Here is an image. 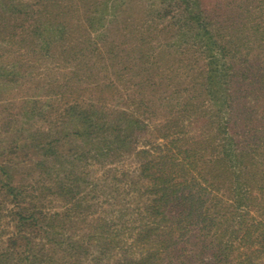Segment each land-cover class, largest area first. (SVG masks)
I'll return each instance as SVG.
<instances>
[{
  "label": "trees",
  "instance_id": "trees-1",
  "mask_svg": "<svg viewBox=\"0 0 264 264\" xmlns=\"http://www.w3.org/2000/svg\"><path fill=\"white\" fill-rule=\"evenodd\" d=\"M44 1L46 21L27 27L26 33L23 30L19 32L17 41L12 38L13 31L12 34L8 33L11 34L9 42L21 48L26 37L32 35L33 45L35 38L44 40L48 32V41L44 40L48 43V57L55 58L52 46H60L66 52L69 63L76 57H89V60L83 61L86 68L83 71V68H68L64 73L67 78L64 84H59V78L54 80L61 97H73L71 101L65 100L66 106L57 109L54 115L69 118L79 125L74 126L71 132L76 134V142L68 145V154L59 147L63 145L60 144L61 139L51 136L37 143L24 144L21 141L20 145L11 139L10 148L16 150V155L18 151L26 153L27 150L36 154L34 165L48 174V179H53L56 192L66 197L67 204L63 210L47 216L35 200V192L31 191L33 188L28 190L12 182L8 168L13 159L7 158L6 153L9 152L3 149L0 152V212L5 216L9 214L17 232L8 237L0 251V264H66L67 259L70 263L76 251H81L80 255L82 252L90 254V260L97 263L103 262L104 256L100 254L105 252L111 254L114 264H264V170L255 168L253 161L247 163L253 153H258L259 144H255V149H247L244 140L235 142L229 132L235 125L233 118H227L218 128L228 135L231 146L238 149L235 154L238 171H230L235 176L234 179L227 178L226 183L231 191L229 198L223 195L221 178L208 173L209 168H216L224 161V154L227 153L215 146V134L205 142L195 138L188 147L186 141L177 139L173 134L172 139L162 144L159 150L154 147V152L148 149L135 152L134 156L140 160V168L136 178L124 181L126 187L120 186L121 178L112 179L111 186L106 181L102 185L97 184V179L91 175V165L98 162L103 166L124 157L126 152L130 153V146L137 139L133 130L144 125L136 110L148 107L144 101L146 97L156 94L157 87L179 80L177 75L168 77L166 72H159L165 66H173L170 58L173 63H176V59L171 51L158 48L148 51L140 44L126 47L128 51L122 56V49L118 50L115 39L104 35L102 40H98L92 34L96 20L101 21L96 14L97 5L91 4L77 18L78 23H74L68 20L72 19L68 11L59 8L48 10L50 2ZM212 3L211 11L214 14L219 12L217 15L221 16L218 19L215 15L219 20L217 23L208 18ZM20 4L18 0L0 3L1 13L13 16L21 11ZM255 4L261 9L264 0H170L164 4V15L171 11V7L175 8L178 14L174 19L182 18L183 22L191 24L194 22L197 28L191 26V30L195 31V36L206 39L203 48L209 54L208 59L195 58V61L201 59L202 62L200 66L197 65L199 73L193 76V81L191 78L192 84L202 89L195 95L193 93L189 100L205 94L207 102H210L208 105H212L211 98L220 99L221 106H225L231 116L237 108L235 100L244 92L246 81L255 85L258 92H264V23L262 15L257 17L254 12ZM141 27L136 29L140 30ZM163 29L157 28V32ZM74 30L75 33L79 30L80 34L74 36ZM138 41H145L143 32L139 34ZM245 44H248V49L253 47L247 54L254 55L259 61L256 67L253 62L249 64L243 58ZM188 47L183 50H195L193 45ZM84 49L88 50L85 56L80 54ZM133 52L137 53L136 56H133ZM221 60H224L222 64ZM120 61L125 64L118 68ZM103 69L105 76H93L94 72H102ZM23 71L21 62L9 59V64L0 66V79L3 78L6 85L18 84L20 78L27 75ZM68 81L76 82V85H69ZM131 87L136 96L131 98V102L127 101L126 107L114 109L107 103H101L106 107L97 108L100 99L105 101L108 98V93L113 97L120 95L122 89ZM221 90L220 96L218 93ZM84 95L92 97L89 102L84 100ZM158 99L164 100L162 97ZM29 100L33 104L38 101L29 98L26 101ZM185 104L193 106L189 101ZM186 105L183 104V107ZM130 106L135 110L133 107L128 110ZM51 107L48 114L50 110L53 112L54 108ZM32 108L31 105L28 112L31 113ZM116 113L117 117H122L119 122L106 119ZM250 129L247 132L256 130ZM261 139L264 141V136ZM222 169L227 172L228 166ZM109 170H115V167ZM241 177L245 179L244 182L239 180ZM90 184V190L99 188L93 194V199L89 189L81 194ZM122 193L126 194L124 198ZM28 195L33 197L27 201ZM253 205L257 207L258 217H247L244 208ZM130 210L133 216L126 218L122 212L131 214ZM88 216L95 225L79 238L65 232L64 229L70 228L76 220L80 222L88 219ZM55 217L59 218L58 222ZM129 222L135 225L129 226ZM33 232L42 236L41 242H34L31 236ZM83 243L98 247V256H93L94 250ZM57 250L63 252L59 257L56 256Z\"/></svg>",
  "mask_w": 264,
  "mask_h": 264
},
{
  "label": "rangeland",
  "instance_id": "rangeland-1",
  "mask_svg": "<svg viewBox=\"0 0 264 264\" xmlns=\"http://www.w3.org/2000/svg\"><path fill=\"white\" fill-rule=\"evenodd\" d=\"M9 1L11 0H8V2ZM18 1L21 2L19 5L21 11L17 14L15 13L13 16L12 14L7 15L1 13L2 6L0 5V66L9 64V59L14 61L17 60L21 62V68H24L25 71L23 72L27 75L20 78L18 84L12 83L6 85L3 81L4 79H0V140H2L0 142V152L3 149H7V152H9L6 153V156H8L7 158L13 159L10 163V168H8L9 172L12 174V182L21 184L26 187V189L28 188V190L33 188L34 190L32 189L31 191L32 193L35 192V200L39 202L41 209L45 210L48 216L50 213H55L66 207V197L59 195L56 192L57 189L55 188L53 179H48V174H44L42 169L34 165L33 162H35L36 154L27 150L26 153H20V151H18L16 155V150L10 148L12 147V145L10 146V142L13 141L11 139H14L19 145L21 141L24 144L32 141L37 143L42 138L51 136L61 139L60 144L63 145L59 147L63 153L68 154V145L76 142L74 141L76 134L71 132L74 126L79 127V125L76 123L74 124V121L69 118H62L58 116V114L54 115L57 109L61 110L66 106L67 103L65 102L67 99L71 101L73 98L71 96L61 97L59 89L56 87L58 84L54 83V80L59 78V84H64V79L65 81L67 80V78L64 77V73L68 68L70 69V67H74L75 70L76 68H83L82 71L86 69L83 62L85 58L81 57L78 59L76 57V59H73V62L69 63L70 61L65 57L66 52L62 51L60 46H52L55 58L52 56L48 57V45L46 46L48 43L44 41H48V32L45 33L44 40L35 38L33 45L31 43L32 35L26 37L28 42L25 40L21 48L10 43L9 36L12 34V31V38L17 41L19 32L25 31L26 33L28 32L27 27L31 28L38 22L42 23V21H46V17L44 16L46 10L43 7L46 1ZM169 1L170 0H163V2L162 0H49L50 5H48V10L59 8L68 11L69 16H72V19L68 20L74 23H78L76 21L77 18L83 15V12L91 6V4L97 5L96 14L99 18L101 17V21L96 20V28L93 29L92 34L98 40H102L104 35L110 36L109 38L112 40L115 39L118 50L122 49V53H120L122 56L126 55L125 53L128 51L126 47L129 48L130 46H134V44H140L141 47H145L148 51L153 50V48L165 49L167 52L171 51L176 59V63H173L172 58H170L173 66L171 68L165 66L166 68L159 72H166L168 77L177 75L180 77L179 80H172L169 81V85L157 87L156 94H153V97H146V101H144L148 107L144 106L136 110L140 117H142L140 119L143 120L144 125L143 128H135L133 130L134 136L137 139L135 143L130 146V153L126 152L124 157H119L112 163H104L105 165L103 166L101 163L95 162L94 166L91 165L90 167L91 175L95 176L97 184L101 183L100 185L104 184V181H106V184L111 186L113 184L112 179L121 178V183L123 185L120 184V186L126 187L124 186V181L132 177L136 178L135 176L140 168V160L138 161L134 156L135 152L145 149L154 152L156 148L159 150L162 144H167L172 139L173 134L177 139L182 138L184 142L186 141L187 147L191 146V140H195V138L197 141L204 140L202 142H205V139L215 134L217 136V140L214 141L216 142L215 146H218V149L221 147L222 150L227 153L224 154V161L218 164L216 168L213 166L209 168L208 173L211 174L210 176L216 174L217 179L221 178L224 186L223 195L225 198H229L231 191L227 189L226 183L228 181L227 178L234 179L235 175H232L230 171H232V173L238 171L239 167L235 164V154L238 149L231 146V140L228 135L223 131L220 132L218 128L227 118H233V120H235V125L233 129L229 130L230 136L237 143L238 141L244 140L243 143L246 142L248 145L247 149H255V144H259V149H257L258 153L254 154L252 152L253 156H251V160L247 161V163L253 161L256 164L255 168L264 170V141L261 139V137L264 136V96L261 95L262 93L264 94V92H258L255 85L246 81L243 88L244 92L235 100L238 104H235L237 108H235L231 116L228 109H226L225 106H221L220 99L211 98L212 105H208L210 102H207V97L203 94L202 96L200 95L201 97L190 99V101L189 98L191 95H193V93L194 95L195 93H199L202 89L198 85L192 84V81L194 79L193 76L199 73L197 65L200 66L202 62L201 59H196L195 61V58L206 57V59H208L209 54L207 52L205 53L203 48V43H205L206 39L200 38V36L197 38L195 36V31L191 30V26L196 27L194 22L191 24L187 21L183 22L182 18L174 19L175 14H178L177 11H174L175 8L171 7V11L167 15L163 14L162 8L164 4ZM0 3L6 4L7 0H0ZM207 3L209 2L207 1ZM213 5L214 3L210 4L209 9L213 8ZM253 8L254 12H256L255 14L258 15L257 17L262 15V23H264V6H261L260 9L257 7V4H255ZM100 11L103 13H100ZM209 12L211 14L208 18L212 21L214 20L216 23L217 21L219 22L218 19H221V16L217 15L219 12L214 14L211 9ZM215 15L218 16V19H216ZM140 25H142L140 30L136 29ZM157 28L164 29L161 30V32H157ZM73 32L74 36L80 34L79 30L78 33H75V30ZM141 32H143L144 42L138 41V36ZM8 33L11 34L8 35ZM40 44L42 46H40ZM190 45L195 46V50H193V48L189 51L187 49L183 50L184 48H189L188 46ZM243 46L244 49L242 53L243 58H245L244 60L248 61L249 64L253 62L256 67L259 61H256L254 55L249 56L247 54H250L253 47L248 49V44ZM33 47H35V50H33ZM255 48L257 47L255 46ZM87 52L88 50L84 49L80 54H84L83 56H85ZM216 53L219 52L216 51ZM136 54V52H133V56H136ZM86 59L89 60V57ZM223 62L224 60H221V64ZM102 63L104 62L102 61ZM117 64H119L118 68H120V66H123L125 63L122 64L120 61ZM168 68L169 70H167ZM82 71H80L79 74H81ZM105 72L106 71L103 69L102 72H94L93 76H105ZM175 72L177 74H175ZM251 78L253 79V74ZM68 84L76 85V82L68 81ZM133 90L134 88L132 87L122 89L120 95L116 94L113 97L110 96L111 93H108V98L105 101L100 99L101 101L98 103L97 108L104 109V107H106L103 104L101 105V103H107V105H110V108L114 109L124 108V106H127V101L131 102V98L136 96ZM218 94L221 96L222 90L219 91ZM160 97L164 100H159L158 98ZM28 98L38 101L33 104L31 100L26 101ZM63 98L66 99L63 100ZM83 98L85 101L89 102L92 97L84 95ZM187 101L192 103L193 106H187L185 104ZM206 102L207 104H205ZM30 104L33 107L31 113L28 112L29 108H31ZM183 104L187 107L185 106L184 108ZM50 105H52L51 108L54 109H52L53 112L50 110L52 113L49 111L48 114ZM132 107L133 106H130L128 110ZM59 110L57 112H59ZM117 116V113L110 114L109 118L106 119L119 122L122 117L119 118ZM76 122L78 123V121ZM250 128H254V130L256 128V130L247 132ZM254 140H256V142H254ZM7 146L8 148H6ZM225 148L226 150H224ZM79 149L82 150L81 146H79ZM246 158L249 159L247 156ZM226 165L228 166L227 172L222 169L225 168ZM114 167L115 170H109ZM239 180L241 182L245 181L243 177ZM45 185L51 186V188H46ZM91 188L92 184L85 190L83 189L81 194L89 189V191H91L90 196H92L93 199V194L97 192L99 188H97L96 191L90 190ZM124 195L126 196L125 193H122L123 198ZM31 197L29 195L26 196L27 201L31 199ZM129 198L131 197L129 196L127 198L130 201ZM129 204H131V202ZM255 206L256 205L250 208H244L247 217H258L256 212L257 207ZM241 210H243V207ZM237 212L243 213L242 211ZM122 213H124L126 218H131L133 216L132 211L131 214L127 213L125 215V212ZM3 214L0 212V251L5 247L8 237L17 232L9 214L6 216ZM90 217L91 216H88V219H83L80 222L76 220L70 228L64 229L65 232L69 235H73V238H79L82 233L90 230V226L95 225V222L89 220ZM55 220L58 222L59 218L55 217ZM132 225L135 224L129 222V226ZM27 235H29V233ZM31 236L34 238V242H41V235H35V232H33ZM43 240H46V238H43ZM85 241H88V244L91 243L89 240H84V242ZM83 244L86 245V247H90L87 243ZM90 248L95 252L93 256H98V247L91 245ZM57 251L56 256L59 257L63 254L61 250ZM80 252L81 251H76L73 257L70 258V263H68L69 259H67L66 264H114V262H111V254L102 252L103 254L100 255L104 256V259L102 258L103 262L97 263L95 260H90V254L82 252L80 255Z\"/></svg>",
  "mask_w": 264,
  "mask_h": 264
}]
</instances>
